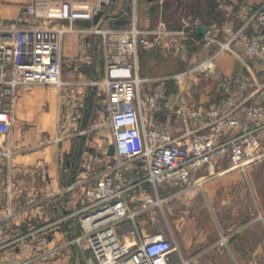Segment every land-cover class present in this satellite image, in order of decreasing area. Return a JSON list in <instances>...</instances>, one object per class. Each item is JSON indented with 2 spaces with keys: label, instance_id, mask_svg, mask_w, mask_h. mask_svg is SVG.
Segmentation results:
<instances>
[{
  "label": "crops",
  "instance_id": "obj_1",
  "mask_svg": "<svg viewBox=\"0 0 264 264\" xmlns=\"http://www.w3.org/2000/svg\"><path fill=\"white\" fill-rule=\"evenodd\" d=\"M61 1L0 0V20L14 23L25 19L24 8L30 3L46 7ZM69 1L78 6H97L100 0ZM261 1L216 0L215 9L221 13V19L214 21L207 19L204 11L195 15L186 13L178 3L167 22L158 0L147 3L137 0V25L149 31L148 43L138 44L134 57L127 60L134 59L139 96L147 91H161L170 101L164 120L172 130L183 125L180 109L218 104L225 97L223 83L229 77L246 74V62L253 73L264 76V60L246 61L238 45L234 47L236 54L216 53L217 46L205 44L202 39L206 27L211 28L212 35H218V27L223 23L231 21L239 25L249 6ZM131 9V0H109L101 7L102 15L96 24L89 20L59 21L57 24L64 29L60 39L64 88L33 83L14 90L10 106L12 125L2 141L4 152L9 149L10 155L9 177L0 182V250L11 242L17 227L31 225L32 217L41 219L44 215L46 219L51 211L53 219L78 206L81 183L88 179V171L85 168L75 174L72 181L80 186L64 191L62 161L71 139L69 133L56 128V120L60 113L70 110L73 86L79 83L90 86L93 80L103 78L109 55L115 53V43L123 33L117 25L129 20L124 11L129 13ZM223 57H230L229 65L222 62ZM181 71H186L182 82L174 78ZM258 95L254 94L252 99H260ZM249 179V172L229 166L208 176L200 187L179 192L171 186L162 187L158 191L163 200L161 207L141 210L133 222H121H125L124 227L121 223L117 225L116 232L126 242L161 234L175 246L169 254V264H264V187L248 185ZM128 206L134 209L138 204ZM59 227L62 231L55 235L63 237L68 224ZM132 227L136 228L134 235L130 233ZM34 247L37 249L33 254L38 256L39 247ZM8 251H0V264L8 256L16 262L24 252Z\"/></svg>",
  "mask_w": 264,
  "mask_h": 264
},
{
  "label": "built area",
  "instance_id": "obj_2",
  "mask_svg": "<svg viewBox=\"0 0 264 264\" xmlns=\"http://www.w3.org/2000/svg\"><path fill=\"white\" fill-rule=\"evenodd\" d=\"M131 1L130 12L124 11L130 16L127 28L115 43V53L109 55L105 74L101 81L91 82L103 86L113 160L108 161L100 176L81 183L76 208L11 240L23 242L29 238L31 243L41 245L44 240L56 238V232L62 231L61 223L68 224L63 231L69 236L64 245L78 248L69 264H169L175 246L168 239L152 234L126 242L118 236L116 226L123 221L133 222L141 210L161 207L163 200L158 191L162 187L171 186L179 192L202 186L208 176L222 172L213 169L221 157L227 156L229 166L234 168H244L264 157V76L246 65L247 60H264V0L249 6L239 25L231 21L221 24L218 35H212L211 28L206 27L203 42L217 46L216 53L236 54L234 47L238 45L248 72L225 80V97L218 104L180 109L183 125L179 130H172L164 120L171 104L163 92L147 91L139 96L135 62L127 59L134 57L138 44L148 43L149 31L137 25V0ZM158 2L161 11L163 0ZM108 3L100 0L97 6H78L63 0L46 7L30 3L24 8L25 19L14 23L0 20V134L11 129L10 106L17 86L39 83L62 87L60 39L64 29L57 23L92 21ZM185 74L178 72L174 78L182 82ZM254 94L260 99H252ZM107 148L106 144V153ZM5 154L9 156L10 150ZM204 166L207 171L197 175ZM77 186V181H70L64 191ZM128 204L138 207L130 209ZM48 227L53 230L44 232ZM130 233L134 235L136 228L132 227ZM59 246L38 250L57 254ZM28 263L31 259L22 264Z\"/></svg>",
  "mask_w": 264,
  "mask_h": 264
},
{
  "label": "rangeland",
  "instance_id": "obj_3",
  "mask_svg": "<svg viewBox=\"0 0 264 264\" xmlns=\"http://www.w3.org/2000/svg\"><path fill=\"white\" fill-rule=\"evenodd\" d=\"M150 1L151 0H145V3ZM139 8H141V4ZM117 26H120L119 28L124 30L125 28H127V21H121ZM221 60L224 64H230V57H223L221 58ZM65 69L68 70L69 67H65ZM98 78L99 79L93 81L99 82L102 80L101 77ZM88 84L89 83H79L73 86V104L72 101H69L68 106L70 110L65 111L64 114L60 113L56 120V128L60 127V129H63L64 134L69 133V137L71 139V146L69 151H72V162L78 169L75 174L86 168V170L88 171V180L91 181L94 180L97 176H100L105 171V166L109 160H113V157L111 155H108L104 149L107 142L110 143L113 141V137L111 127L108 123V112L105 109V102L103 101L105 97L103 93V86L101 84H91L90 86H88ZM89 87H91L92 90L89 91ZM66 91L70 92L69 89H66ZM0 99H2L1 95ZM3 139L4 136L0 134V182H4V180L6 182L9 177V156L5 154L2 147ZM65 159H67L66 156L64 157L62 164L64 163ZM229 164L230 163L227 156L221 157L215 162V166L213 169L214 171H219L228 167ZM15 170L18 171L17 169ZM200 170L203 173L207 171V168L204 166ZM233 170L249 172L250 179L248 185L264 187V157L249 162L248 164H246V166H244V168L235 167L233 168ZM51 217L52 215L50 211V213H48V215L46 216V219L44 215L41 219H35L32 217L30 219L31 225L29 226L23 227L20 223L21 227H17L16 230H14V237L12 239H14L17 235H20V233H26L28 230H35L38 226L46 225L52 220ZM120 226L124 227L125 222L123 224L121 223ZM52 227L53 226H51V228ZM51 228L48 227L44 230V232L48 231ZM119 231L120 229H118V232ZM68 238L69 236L66 237V235L64 234L63 237L60 234H57L56 238L53 241H49V239H47L44 240L41 245H37V243H31L29 241V238H26L23 242L13 241L11 243H8L0 251L8 249V252H11L12 254L20 250L21 252L24 251L20 255V259L16 261L17 263L12 262V257L8 256L3 260L4 264H22L24 263V261L29 260V258H31L34 254L35 258L31 259L33 260V262H35H31L28 264H40L41 262L42 264H47V262H49L48 264H69L70 262H72L73 256L77 255L78 248L75 245H64ZM56 245L61 246H59V248L57 249V254H53L52 256H49L48 253H42V250L37 251L41 252L40 254H38L40 257L36 256V253L33 254V252L37 249L34 246L44 247V249L46 250L51 249ZM27 248L31 249V251L27 252L25 250ZM26 255L28 256L25 257ZM47 255L48 257H45ZM39 258H43V260H40Z\"/></svg>",
  "mask_w": 264,
  "mask_h": 264
},
{
  "label": "trees",
  "instance_id": "obj_4",
  "mask_svg": "<svg viewBox=\"0 0 264 264\" xmlns=\"http://www.w3.org/2000/svg\"><path fill=\"white\" fill-rule=\"evenodd\" d=\"M181 4V8L186 13L198 14L199 11H204L210 21L220 20L221 13L215 9L216 0H163L161 9L162 17L167 22L171 21L173 13L176 11V5ZM155 7L151 8L153 13ZM208 21V20H206ZM92 90V88H90ZM66 158L63 167L64 170L61 173V181L68 183L74 179L75 173L78 171L76 165L72 162V151L66 152Z\"/></svg>",
  "mask_w": 264,
  "mask_h": 264
},
{
  "label": "water",
  "instance_id": "obj_5",
  "mask_svg": "<svg viewBox=\"0 0 264 264\" xmlns=\"http://www.w3.org/2000/svg\"><path fill=\"white\" fill-rule=\"evenodd\" d=\"M101 15H102V10L100 9V10L97 11L96 14H94L92 22L94 24H96L98 22L99 18L101 17ZM107 147H108L107 148V154L112 155L114 153V145H113V143L112 142L107 143Z\"/></svg>",
  "mask_w": 264,
  "mask_h": 264
},
{
  "label": "bare ground",
  "instance_id": "obj_6",
  "mask_svg": "<svg viewBox=\"0 0 264 264\" xmlns=\"http://www.w3.org/2000/svg\"><path fill=\"white\" fill-rule=\"evenodd\" d=\"M230 168L233 169L234 167L231 166Z\"/></svg>",
  "mask_w": 264,
  "mask_h": 264
}]
</instances>
